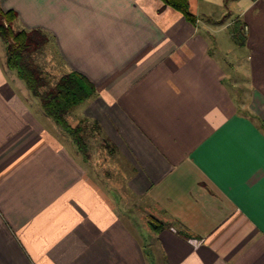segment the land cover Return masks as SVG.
Wrapping results in <instances>:
<instances>
[{"label": "crops", "instance_id": "crops-1", "mask_svg": "<svg viewBox=\"0 0 264 264\" xmlns=\"http://www.w3.org/2000/svg\"><path fill=\"white\" fill-rule=\"evenodd\" d=\"M1 7L96 86L68 121L101 160L60 138L1 50L0 264H264V0H190L195 23L161 0ZM225 16L246 50L243 103L214 52Z\"/></svg>", "mask_w": 264, "mask_h": 264}, {"label": "trees", "instance_id": "trees-1", "mask_svg": "<svg viewBox=\"0 0 264 264\" xmlns=\"http://www.w3.org/2000/svg\"><path fill=\"white\" fill-rule=\"evenodd\" d=\"M0 0V37L7 49V66L16 72L27 85L31 94L37 98L47 116L52 118L67 132L79 146L86 151L84 134L87 124L72 127L68 121L70 113L81 104L97 95L96 86L84 75L78 72L64 74L55 84L48 87L46 73L40 69L33 55L44 53L54 39L48 33L38 30H17L15 24L19 15L15 10L4 11ZM192 23L197 21L191 12L190 0H161ZM86 135V134H85ZM150 226L155 232L165 228V224L157 219L150 220Z\"/></svg>", "mask_w": 264, "mask_h": 264}, {"label": "rangeland", "instance_id": "rangeland-1", "mask_svg": "<svg viewBox=\"0 0 264 264\" xmlns=\"http://www.w3.org/2000/svg\"><path fill=\"white\" fill-rule=\"evenodd\" d=\"M231 16H225L222 19V23L214 25V32L212 33L218 38L217 40H223V44L216 43V48H214V52L216 55L222 59V61L226 62L229 61V65L231 66L228 72L230 73L232 80H233V92L234 95L239 97L241 103L245 102L247 99V89H248V75L245 65V53L246 50L241 45L240 42L238 45L230 38V32L235 30L232 24ZM230 25V26H229ZM229 26V27H228ZM227 28V29H226ZM239 41V40H238ZM215 47V44H214ZM6 49V45L3 40L0 39V52ZM35 60V64L42 69L48 78V87L55 86L57 81L64 75V68L61 64L59 57L57 56L56 47L52 44L49 45L47 50L44 53H40L37 55H33ZM228 65V66H229ZM229 85H232L231 80L227 81ZM245 106V103H244ZM76 108H80L79 106ZM245 110H247V107ZM43 110V109H42ZM47 121L46 119H44ZM48 122V121H47ZM58 133L61 132V139H65V134H63L64 130L57 125ZM67 133V132H66ZM68 134V133H67ZM86 134V135H85ZM84 134L85 142H86V149L94 166L97 163V160H101L100 153L97 151V137L92 135V131L88 129ZM58 135V134H57ZM59 137V135H58ZM65 141V140H64ZM126 204V205H125ZM125 210L127 213L131 215L132 218H137L141 223H147V213H143V209L140 208L139 203L135 205L133 200L125 201Z\"/></svg>", "mask_w": 264, "mask_h": 264}, {"label": "built area", "instance_id": "built-area-1", "mask_svg": "<svg viewBox=\"0 0 264 264\" xmlns=\"http://www.w3.org/2000/svg\"><path fill=\"white\" fill-rule=\"evenodd\" d=\"M193 242H194V244H196V245H200V244H201V241H198V240H194Z\"/></svg>", "mask_w": 264, "mask_h": 264}]
</instances>
